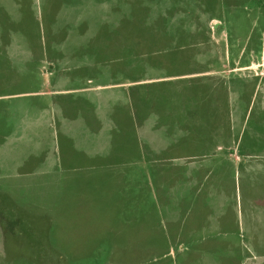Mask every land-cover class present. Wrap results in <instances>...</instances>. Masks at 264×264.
Instances as JSON below:
<instances>
[{
    "label": "rangeland",
    "instance_id": "1",
    "mask_svg": "<svg viewBox=\"0 0 264 264\" xmlns=\"http://www.w3.org/2000/svg\"><path fill=\"white\" fill-rule=\"evenodd\" d=\"M6 27L0 91L13 95L0 98V264H232L251 244L246 231L230 249L176 236L188 163L205 161L183 158L184 140L201 136L238 156L223 159V180L263 232L246 263L264 264V157L253 167L242 158L264 155V0H0ZM210 68L220 71L214 88ZM193 72L202 76L164 79ZM133 79L144 80L142 149L99 168L98 147L111 153L106 165L120 153L128 90L87 87Z\"/></svg>",
    "mask_w": 264,
    "mask_h": 264
},
{
    "label": "crops",
    "instance_id": "2",
    "mask_svg": "<svg viewBox=\"0 0 264 264\" xmlns=\"http://www.w3.org/2000/svg\"><path fill=\"white\" fill-rule=\"evenodd\" d=\"M0 30V48L3 51V48H7L8 43L10 42L8 39H6L7 37H3L7 36L8 27H6V29L0 28ZM238 57L239 55H237V59H235V61H238ZM247 65L248 63L242 64L239 65L238 68H247L249 67ZM201 73L202 72L182 73L175 75L168 74L166 77H164V79L171 78V80H174L176 77L184 79L196 77L195 75L197 74L202 76ZM203 73L204 76H207L212 80L213 88L216 84L218 85L220 71L216 70V68H210ZM7 78L8 77L6 74L3 77L0 76V79H3V82L7 80ZM91 79L93 78H88V82L91 83ZM153 79L156 78H150V80ZM143 81V79H133L131 81L121 83L96 84L94 86L87 87L88 90H99L98 88L103 89L104 87L107 89L122 87L124 91L126 88L128 90L127 100L123 102L124 104L121 105L122 109L117 114L119 122V134L116 141L120 153H117V159L114 161V163L111 164V162H109L110 165H106L104 164V160L108 159V157L111 156V153L109 150L104 151L101 150V147H98L96 155H92L91 158L92 160L103 159L97 163L99 168H102L103 166H118L127 158H130L132 154L136 155L138 149H142L143 142L140 134V120H142L140 117L141 100L137 89L143 84ZM45 83L48 86L50 85L48 81H45ZM1 92L2 91H0V98L10 97L13 95L7 93L3 94ZM131 99L133 100V106L130 105ZM146 143L147 148L151 150V152L152 150L156 149L152 137H150V140L147 138ZM184 144L185 148H187V153L183 154V158H187L188 160L199 158L205 161H191L188 163L187 170L185 171V179L188 183L187 191L189 193L187 199H183V205L186 206L184 214L186 217L183 218L184 225L182 224V226L176 229V236H179V233L182 232L184 239L200 240V243H202L203 240H210L211 238H214V240L219 239L222 240L220 245L225 249H230L231 247L237 248V246L235 247L236 244H234L232 240L236 239L238 232L240 231L239 229L243 230L244 232L246 231L251 246L253 240L255 241L257 239H263V232L261 230L258 233L254 231L250 220L248 218H244L243 214L238 212V202L236 198H234L236 197V194L233 196L232 188L227 187L228 185L223 180L225 179V173L228 172L227 170L226 172L221 170V168H227L226 162L223 161V159H226L229 155L231 157L233 156L234 160H238V156L235 154L236 152L233 151L232 153L229 152L226 154L224 151H231V146L223 145L215 138H207L204 136L199 138H187L184 140ZM107 147H109L108 144ZM93 153L95 152L93 151ZM242 156L243 159H248V161H246V165L249 167L258 166V163L252 160L264 157V155L261 154H257L255 157H253L254 154L252 155L250 151H245ZM128 163H130V161ZM133 165L136 166V163L133 162ZM208 174L214 175V183L209 184L207 182V184L204 182L208 178ZM195 175L196 177H194V182L191 183V177ZM191 245H193V243ZM250 245L246 242H244L242 245H239L238 248L241 247V251L238 252L239 256L236 255L233 258L232 264H247L246 261H250L253 255L256 256ZM248 264H250V262Z\"/></svg>",
    "mask_w": 264,
    "mask_h": 264
},
{
    "label": "built area",
    "instance_id": "3",
    "mask_svg": "<svg viewBox=\"0 0 264 264\" xmlns=\"http://www.w3.org/2000/svg\"><path fill=\"white\" fill-rule=\"evenodd\" d=\"M263 58H264V55L261 56V59H263ZM258 65L262 66V65H264V62H260V63H258ZM260 73L262 74V72H260Z\"/></svg>",
    "mask_w": 264,
    "mask_h": 264
}]
</instances>
